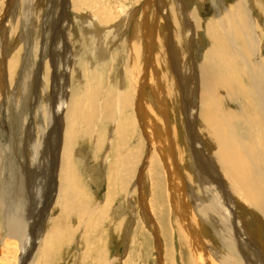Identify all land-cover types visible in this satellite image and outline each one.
<instances>
[{"label": "rangeland", "instance_id": "rangeland-1", "mask_svg": "<svg viewBox=\"0 0 264 264\" xmlns=\"http://www.w3.org/2000/svg\"><path fill=\"white\" fill-rule=\"evenodd\" d=\"M103 1L105 2V0H102V2ZM109 1L112 2L110 5L106 2L109 6L104 5V3L101 5L103 7L106 6L105 9H109L114 15H120L119 8H122L121 16L126 17L128 13L127 11L130 10L135 12L137 19L140 21L141 15L142 18H145L143 11L148 0ZM188 1L190 2L191 9H196L195 7L197 6V9L199 8L197 12L201 19H203V21L213 22L212 25L214 22L218 24L217 14L220 13L221 15L222 12L224 13L226 11V8H231L239 2L238 0H198L197 3L199 4L200 2V6L196 3V6L194 7V3H192L193 1ZM257 1L255 3V10H253V16L257 18V21H259L257 23V27L263 28H260L259 30L264 31V0H259V2ZM52 2L51 0H15L11 4L10 0H0V61L3 66L6 64L8 66V64L12 63V68H14L13 71L10 70L8 72L9 82L6 83V89L0 93V151L3 152V161L8 162L6 171H4V176H6V178L10 176V180L14 184V180L19 178L18 176L21 173H27L29 179L32 178V175L35 172H37V174L40 175V178H44V176L46 177L47 181L45 180L43 185L45 187L44 190L51 189L50 192L48 190L49 193L43 191L40 195L37 194V192H34V198L37 200L34 205V210L31 213L27 209L25 210V215H28L29 217L34 216V220L36 219V222L39 223L40 226H34L33 228L29 226L31 234L29 231H27V233L31 236L27 239V243L25 244L26 247L24 246L26 248L27 257L24 262H26V264H192L190 256L188 255L189 253L187 252L188 248L186 247V241L184 242L181 233L177 231L174 218L171 216L172 214L166 191V179H168L167 169H164L165 167L161 161V155L158 151H156V147H153L150 151V157L148 158L144 171L145 204L150 210V217L152 220L154 219L153 222L155 226H152L151 220L149 223L146 219V214H143V210L136 208L133 209V204L136 205L139 199V194L141 193L138 183H136L137 185L135 184V187L134 183L139 177V172L143 167L147 148L143 137L140 136V134L142 135L141 130L139 127H136L134 122H132L134 113L131 109V105L134 104V100L133 97H131L132 95L128 93L130 90H128L129 86L127 84V74H124V82L127 83H125L126 88L123 90V106L122 104L116 106L117 101H115V106L113 107L112 105L106 114H96V109L99 105L98 103L100 99L93 96H91L92 98L89 97V99L86 97V90L92 91L96 88L102 89L101 93L110 92L109 94L111 95L118 93L121 79V74L119 72H121L120 70H122V68V72H124V64L126 60L124 58L127 57L126 47L132 36V30L134 28L133 23L127 24L126 21L127 27L123 28L124 32L120 39L112 35V42L110 41L109 43L108 41L107 44L102 45L98 42V48L95 47L96 43L93 39H91V36L90 38L86 37V33L83 32V28L79 25L78 28V26L75 25L79 34L74 37L72 46L75 50L74 62L76 61L75 67L77 69V78L76 76L73 77L72 85L77 98H79L78 103L80 113L74 116V120L78 125V123L80 124L88 118L90 127H72V131L68 134L70 137L68 136V138H66L67 145L65 151L70 153V169L72 172V179L68 182L67 192L59 195L55 193V191L52 190L53 187L49 185L50 182H56L53 175H55L54 170L58 162L55 158H57L56 155H58L60 150L59 146L63 145L64 140L62 127H59V124L63 123V117L61 115H63L64 108L62 105V108H60L59 104L57 105L53 101V105L51 104L52 107L50 106L51 108L49 109L50 112H54L51 114V118L53 117V119L49 120L50 117L45 116L44 110H42L45 108V99L43 86L41 85L43 84L41 82L44 77L41 78V74L43 73L44 76L47 77L48 84L50 86V82H57L56 73H59V70L57 68L56 70L51 64L50 45L53 41L52 38H60L62 35H67L64 30L66 28L65 24L67 23L65 21L66 17L64 18L65 14H63L65 12L61 9L63 0L56 1L58 4L56 13L52 8ZM80 3L81 2H78L77 5L81 6ZM90 3H93V1L87 0L84 3H81L84 4L81 8L90 9L92 11L93 9H97L99 11L101 5L97 3L95 5L92 4L91 7H85ZM222 3L225 5L224 7H220L222 6ZM149 4L146 20H149V23L152 22L150 23V27L154 28V26L160 22L166 24V19H169L168 21L170 24L173 23V28L175 29L174 33L178 39L176 41L179 43V40H182V35H180L182 34L181 29L185 27V25L182 26V22H179L180 18L177 14L176 6H173L175 3L171 2L169 7L165 5V7H167L166 10L171 14L170 17L167 15V18H165V11L164 15H161L160 11L162 8L160 0L150 1ZM218 7L221 9L219 12ZM241 10L244 11L243 7ZM225 14L226 13L220 17L223 18L222 20L226 19L224 18V16H226ZM184 17L186 16L184 15ZM119 20H121V18H119ZM186 20H188V25H190L188 45L182 54L186 57V59L189 58L192 61L193 58L199 59L200 54H202L199 47H205L204 50H207L208 47L205 40L208 38L212 41V39L208 34L206 36L205 32L202 30L201 33L199 32L196 35L195 28L192 25L194 23L193 20H190V17H186ZM59 21L61 24L58 23ZM49 22L50 24H48ZM100 24L102 23L100 22ZM235 27L236 25L233 26L234 29L237 28ZM159 32L160 34H158ZM159 32L156 33L155 43L163 44H161V48L162 55L164 54L165 62L167 61V58L171 60L169 55V42L171 41V38L167 32L166 25H164ZM203 36H206L207 38ZM240 40L241 39H238V46L242 43ZM104 42H106V39ZM224 42L228 49L233 46L229 45L226 41ZM176 43L177 42H175V44ZM103 45L106 49L105 51L107 53L108 60L104 63V65H99L101 64V60L97 57L99 53L98 49L103 47ZM95 48H97V50ZM219 48H221V46H219ZM198 49H200L199 56ZM226 52L229 54L227 50ZM87 56H89L91 60H89V57ZM157 56H159V53L155 52V57L157 58L155 67L157 68L158 75L164 77L161 80V83L164 81V93L166 92L164 95L167 100L165 101L166 111L168 112L164 115V119L161 118L160 120L159 118L160 123H158L160 127L158 128L160 129L157 127H155V129H158L157 131L159 134L162 133L161 142L163 144H161V147H163L165 154L167 153L165 157L170 159H168V162H170L169 164L175 160L178 171L180 170V172H178L175 167H172L171 173L174 172L173 175L175 174V181L183 183L181 174L184 171L189 172L190 176L194 178V175L191 174V170L194 171L195 167H197L196 158L194 157L195 154L204 151L206 145L205 137L203 136L199 122L197 124L196 121L192 119H188L187 121L188 116H185L183 110L184 104L181 102L182 93L180 85L176 81L171 82L173 79L171 78L173 74L171 73V69H167L168 67L166 69L164 68V74L158 70L160 67L158 65L162 64V59L159 60V57ZM228 56L230 59L231 55H227L226 57ZM26 73L30 76L29 78ZM27 84H29V87ZM190 87L191 89L195 87V83H192ZM36 89L38 96L37 93H35ZM51 89L52 88H50V90ZM145 92L147 95L146 100L149 101L152 96L149 86L146 87ZM127 94L130 95V97ZM124 95H126V97ZM249 98L248 103L246 99L245 106L248 109L251 107L249 111H252L255 109V106L252 102L253 100H250L251 98ZM124 102L126 103L124 104ZM127 102L129 104L126 107L125 105ZM85 103L87 107L83 109ZM121 106L123 108H121ZM225 107L228 108L227 111L230 114L232 111L235 113L232 117L234 122L237 123V127L247 130V128H244L248 127L245 122H250V120H248L250 117L249 114H247L248 111L246 112L247 109L244 108L245 110L242 109L239 111L237 107L229 103H225ZM124 108L125 110H122ZM193 108L196 111L195 104ZM235 108H237L238 111ZM184 126L186 127L184 128ZM254 127H256V125ZM261 127L263 126H260V128L256 127L254 131L257 132L256 135L263 137L264 131H261ZM244 136L248 142L252 143L251 138L249 140L247 137V132H245ZM175 140L176 142H174ZM27 145H30V147L32 146L31 149H28L30 147H27ZM179 151L181 152L178 153ZM32 153L36 159L32 158ZM75 155H77V157ZM173 155L176 158L173 157ZM178 157L179 159L181 157L182 158L179 160ZM32 159H34L36 164L31 163ZM27 160L30 162L28 163ZM37 164H40V166H37ZM129 169L131 170L128 171ZM164 170H166V172H164ZM89 172H92L94 176L92 178L93 180H90ZM8 173L11 175H8ZM27 183L29 185L28 181ZM24 185H26V183H24ZM133 188L135 191L134 193L132 192L131 195L130 192ZM109 194L110 196H108ZM73 196L76 197L75 202L74 200L72 201L74 198ZM69 198H71L69 202H72V207L70 208L72 211L67 209V213L65 212L67 214L66 221H64V223L62 221L60 222V225H58L59 227H62L63 230L57 235L53 234L54 232L52 231L53 236L50 234L51 236H49V241H45L46 244H43L44 247L40 245L39 247L41 248H37V241H41V236L39 234L42 231V227L45 226L47 219H49V212L53 203L55 202L56 207L63 201V199L67 200ZM45 205H48V208H46ZM1 212L2 210H0V264H19V258L21 255L20 249H13L15 245L7 238ZM101 212H103V214ZM56 215H58V210L53 211L52 217H56ZM25 220L27 221L26 216ZM55 226L60 229L57 225ZM262 228L264 229L262 226L256 227V229L252 228L249 232L252 233L251 239L253 240L254 245L260 249L261 255L264 257L261 246L262 242L260 240L256 241L257 232L262 231ZM200 231L204 233V241L209 244V246H213L218 252L222 253L221 245L213 236L210 227L203 226ZM31 237H33L32 240H30ZM158 252H160V256Z\"/></svg>", "mask_w": 264, "mask_h": 264}, {"label": "bare ground", "instance_id": "bare-ground-1", "mask_svg": "<svg viewBox=\"0 0 264 264\" xmlns=\"http://www.w3.org/2000/svg\"><path fill=\"white\" fill-rule=\"evenodd\" d=\"M14 1L15 0H10L11 4ZM56 1L57 0H51L52 8L55 10V13L58 9V4L56 3ZM86 1L87 0H63L61 9L63 12H65L63 13L65 14V16H63L64 18L66 17L65 21L67 23L65 24L66 28L64 30L66 31L67 35H62V37L60 38H52L53 41L50 45L51 64L55 69L57 68L59 70V73H56L57 82H50V86L48 84L47 77L44 76L43 73L41 74V78L44 77L41 82L43 84L41 85L43 86L45 99V108H43L42 110H44L45 116H49V120L53 119V117L51 118V114H53L54 112L52 113L49 110L52 107L51 104L53 105V101L57 105L59 104L60 108H62L61 105L64 108L63 115H61L63 117V123H61L62 125L59 124V127H62L64 140L63 145L59 146L60 150L59 152L57 151L58 155H56L57 158H55L58 161L56 164L57 166L54 170L55 175H53L56 182H50L49 184L51 187H53L52 190H54L55 193L59 195L67 192L68 182H70V180L72 179V172L70 169V153H68V151H65L67 145L66 138H68V134L70 133V131H72V127H90L88 118H86V120L81 122L80 124L78 123V125L74 120V116L80 113L78 103L79 98H77L72 85L73 77L76 76L77 73V69L75 67L76 61L74 62L75 50L72 46V41L74 40V37L79 34L75 25H79L81 28H83V32L86 33V37L90 38L91 36V39H93L96 43L95 47H97L98 42H100L101 45L107 44L108 41L109 43L110 41L112 42V35L120 39L124 32L123 28L127 27L128 23H133L134 28L132 30V36L131 38L129 37L130 40L128 41L126 47L127 57L124 58L126 59L124 64V72H122L123 68L122 70H120L121 72H119L121 74L119 84L120 92L118 90V93L111 95L109 94L110 92L101 93L102 89L100 88L93 89L92 91L86 90V97L88 99L89 97L92 98L91 96L95 98L98 97L100 99L98 103L99 105L97 104L98 107L96 109V114L104 115L110 110L112 105L113 107L115 106V101H117L116 106H119L121 104L123 106V90H125L126 88L125 83L128 82L127 84L129 87H127L128 90H130V92L128 93L132 95L131 97H133L134 100V104L131 105V109L134 113L132 122H134L136 127H139V129L141 130L142 135L140 134V136L143 137L146 144L145 146L147 148L143 167L139 172V177L134 183V187L135 184L138 183L141 193L139 192L140 194L138 202L136 203V205L133 204V209L136 208L143 210V214H146V219L149 221V223L151 220L152 226H155L153 222L154 219L152 220V218L150 217V210L145 204L144 171L148 158L150 157V151L153 147H156V151H158L161 155L160 157L165 167L164 169H167L168 179H166V191L169 206L171 209V216H173L172 218H174V223L177 227V231L181 233L184 242L186 241V247L188 248L187 252L189 253L188 255L190 256L192 264H264V257L261 255L260 249L254 245L253 240L251 239L252 233L249 232L252 228L256 229V227L259 226L264 227V136L260 137L259 135H256L257 132L254 131L256 127L260 128V126H263L261 127V131H264V31L259 30L260 28H263L257 27V23L259 21H257V18L253 16V10H255V3L257 0H238L240 3L237 1L238 3H236L232 7L230 6L231 8H226V11L224 12L226 13V16H224V18H226L225 20H222L223 18H220L222 15H224L223 12L221 15L220 13L217 14L214 12L215 14H217L216 16H218V24L214 22L213 25V22L203 21V19H201V17L198 15L197 11L199 8L197 9L196 6L198 0H191V2L193 1L192 3H194V7L196 6V9H191V5L188 0H164L165 4L163 0H160L162 8L160 11L161 15H164L165 11V18H167V15L170 17L171 14L166 10L167 7H165V5L169 7V5H171V2H173L175 3V5L173 6H176L177 14L180 18L179 22H182V26L185 25V27H181L182 34L180 35H182V40H179V43L178 41H176L178 39L176 38V34L174 33L175 29L173 28V23L170 24V22L168 21L169 19H166V24L158 22L159 24H157L156 26L153 25L154 28L150 27V23L152 22L149 23V20H146V18L148 14L147 10L150 5L149 3L153 0L147 1L148 4L146 3V7L143 11L145 18H142L141 15V21L137 19L134 11L128 10L126 17L121 16L122 8H119L120 10L118 9L120 15H114L113 12H111L109 9H105L106 6H109L112 3L109 0H105V2H102V0H91L93 1V3L85 6L87 8L88 6L91 7L92 4L95 5L97 3L101 5L104 3V5L106 6L103 7L101 5L99 11L97 9H93V11L90 9H82L81 6L83 7L84 4L81 3H84ZM78 2H81V6L77 5ZM106 2L109 5H107ZM257 2H259V0ZM224 6L225 5L222 3V6L220 7ZM220 7H218V12L219 10H221ZM242 7L244 11L241 10ZM184 15L188 18L190 17V20H193L194 23L192 25L195 28L196 35L199 32L201 33L202 30L203 32H205L206 36L208 34L212 39L211 41L206 36H203L207 38L203 39H206L205 41L208 48L207 50H204L205 47H199L201 50L198 49V56L200 54V51L202 54H200L199 59L193 58L192 61L189 58L186 59V57L182 54L188 45V33L190 26L188 25L189 22L188 20H186V17H184ZM119 18H121V20H119ZM100 22L102 24H100ZM58 23L61 24L60 21ZM48 24H50V22ZM164 25H166L167 32L169 34V37L171 38V41L169 40V55L172 61L167 58L169 64L167 61H165L166 63L164 62V54L162 55L161 48L163 44L155 43L156 33H158L160 29L164 27ZM234 25H236V29L233 28ZM158 34H160V32ZM105 39L106 42H104ZM238 39H241L240 41H242V43L240 42L241 44L239 46L237 45ZM224 41L233 46L228 49ZM175 42L177 43L175 44ZM219 46H221V48H219ZM97 48L95 49L97 50ZM98 50L99 53L97 57L99 58V60H101V64L99 65H104V63L108 60L104 45ZM226 50L229 54H227ZM155 52L159 53V56H157L159 57V60L162 59V64L158 65L160 66L158 70H160L161 73L163 72L164 74V68L166 69L168 67L167 69H171V73H173L171 76V78H173L171 82L176 81L180 85L182 93L181 102L184 104L183 110L185 116H188L187 121L188 119H192L196 121L197 124L199 122L201 125L203 136L205 137L206 145L204 151L195 154L194 157L196 158L197 163V167H195V170H191V174L194 175V178L190 176L189 172L184 171L181 174L183 183H178L175 181V174L173 175L174 172L171 173V170L172 167H175L176 171H178L176 161L173 160L171 164H169L170 162L168 161L170 159L168 158V160L165 157L167 153L165 154L163 147H161V144H163L161 142L162 133L159 134V132L157 131L158 129H160L158 128L160 127L159 118L160 120L161 118L164 119V115L168 111H166L165 101L167 100L165 99L166 96L164 95L166 93H164V81L161 83V80L164 77L158 75L157 68L155 67L157 62ZM227 55H231L230 59L229 56L226 57ZM89 60H91L90 57ZM12 65L13 64L10 63L8 64V66L7 64L3 66L1 65L0 61V93H2V91L7 87L6 83L9 82L8 72L10 70H14V68H12ZM124 74H127V82H124ZM29 77L30 76H28V78ZM192 83H195V87L191 89L190 86ZM29 84H27L28 87ZM147 86H149V88L151 89L150 93L152 94L149 101L146 100L147 95L145 91ZM49 87L52 89L50 90ZM35 93H37V89ZM124 96L126 97V95ZM128 96L130 97V95ZM244 97H250L251 99H249L253 100L252 102L255 106V109L249 111L251 107L249 109L246 108L245 101L247 99L248 103V98L245 99ZM125 103L126 102H124V104ZM225 103L234 105L239 109V111L244 108L247 109L246 112L248 111L247 114H249L250 116L249 118H247L248 120H250V122H245L248 127L244 128H247L249 132L237 127V123L234 122V119L232 117L235 113H233L232 111V113L230 114L227 111L228 108L225 107ZM128 104L129 103L127 102L125 106L127 107ZM194 104L196 105V111L193 108ZM122 106L121 108H123ZM85 107H87L86 103L84 104L83 109ZM122 110H125V108ZM119 116L121 117L120 114ZM254 122L257 124H255ZM255 125L256 127H254ZM155 127H157L158 129L156 130ZM185 127L186 126H184V128ZM244 131L247 132V137L249 140L251 138L252 143L246 140ZM176 140L174 142H176ZM27 147H30V145H27ZM31 147L28 149H31ZM180 152L181 151H179L178 153ZM33 153L32 158L36 159V157L34 156L35 153L34 155ZM75 156L77 157V155ZM3 157V152L0 151V210H2L1 213L3 226L7 238L10 239L16 247L15 248L13 246V249H20L21 255L19 258V264H26V262H24L26 261L25 258L27 259L25 244L27 243V239L31 236L29 235V233H27V231H29L31 234L29 226H31L32 228L34 226L39 227L40 224L36 222V219L34 220V216L29 217L28 215H25V210L27 209L30 213L33 212L34 205L37 202V200L34 198V192H37V194L40 195L43 191L48 192L49 189L44 190L45 187L43 185L45 183L46 177L44 176V178H40V175L37 174V172H35L32 175V178L29 179L27 173H21L20 175L18 174L19 178H16V180H14L15 183L13 184L10 180V176H8V178L4 176V171H6L8 162L3 161ZM173 157L175 156L173 155ZM34 159L31 160L32 164H36L34 162ZM29 162L30 161H28V163ZM37 166H40V164H37ZM130 170L131 169H129L128 171ZM92 172H89L90 180H93L92 178L94 177ZM164 172H166V170H164ZM178 172H180V170ZM9 174L10 173H8V175ZM27 181L29 182V185ZM24 183H26V185H24ZM134 191L135 189L133 188L130 194L132 195V192L134 193ZM108 196H110V194ZM64 199L60 204L58 203L59 205H57L56 207L55 202L53 203L52 208L49 212V219H47V216L46 224L42 227V231L39 234L41 236V241H37V248L40 245L43 246L44 243L46 244L45 241H49V236L52 235V231L54 232L53 234L57 235L60 231L63 230V228L59 227L58 225H60V222L63 221L64 223V221H66V211H68L67 209H69L70 211V208L72 207V202H69L71 198L67 200ZM75 199L76 197H74L72 201L74 200L75 202ZM45 207L48 208V205H45ZM55 210H58V215H56V217H52V213ZM101 213L103 214V212ZM25 216L27 221L25 220ZM55 225H57L60 229L56 228ZM203 226L210 227L213 236L221 245L222 253L218 252L213 246H209V244L204 241V233L200 231ZM257 233L258 234L256 241L260 240L262 242L260 243L262 244V253L264 255V229ZM32 238L33 237H31L30 240H32ZM158 253L160 256V252Z\"/></svg>", "mask_w": 264, "mask_h": 264}]
</instances>
